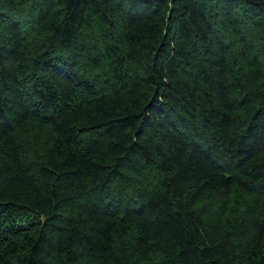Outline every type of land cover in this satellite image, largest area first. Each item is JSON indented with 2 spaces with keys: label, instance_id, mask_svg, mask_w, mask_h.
Instances as JSON below:
<instances>
[{
  "label": "trees",
  "instance_id": "1",
  "mask_svg": "<svg viewBox=\"0 0 264 264\" xmlns=\"http://www.w3.org/2000/svg\"><path fill=\"white\" fill-rule=\"evenodd\" d=\"M0 264H264V0H0Z\"/></svg>",
  "mask_w": 264,
  "mask_h": 264
}]
</instances>
